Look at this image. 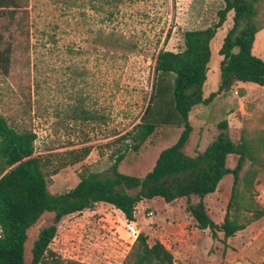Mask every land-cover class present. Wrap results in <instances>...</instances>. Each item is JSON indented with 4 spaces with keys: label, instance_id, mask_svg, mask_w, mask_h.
I'll list each match as a JSON object with an SVG mask.
<instances>
[{
    "label": "rangeland",
    "instance_id": "1",
    "mask_svg": "<svg viewBox=\"0 0 264 264\" xmlns=\"http://www.w3.org/2000/svg\"><path fill=\"white\" fill-rule=\"evenodd\" d=\"M22 1L24 7L15 18L6 14L0 21V45L14 47L10 74L0 70V113L19 131L36 133V155L51 156L55 165L68 151L92 147L83 162L48 177L50 192L75 188L85 168L109 175L112 155L124 147L117 139L141 123L152 99L145 121L157 123V128L119 166L121 173L143 178L183 130L175 123L173 77L155 73L157 56L161 50L182 51L185 32L214 26L223 1ZM257 21L264 26V0L258 6ZM232 22L229 19L212 41L205 98L220 88L217 53ZM254 51L264 59V29L256 37ZM235 85L224 89L210 105L193 110L194 131L186 149L190 155L205 151L216 140L223 121H228L234 140L243 127H263L264 93H257L256 102L245 104L246 98L235 96L234 91L241 95L246 85H256ZM255 103L260 110L253 112ZM78 105L94 120H77L73 110ZM229 165L234 167L235 161L231 159ZM232 184V176H226L218 191L206 198L218 224L224 221ZM256 200L264 207V176L257 185ZM186 207L185 198L172 203L162 198L141 202L135 214L140 233L148 236L150 244L162 242L174 254L175 264H264V217L249 224L241 218L246 225L235 237L225 240L218 233V239H213L209 230L198 228ZM125 218L109 204L67 216L50 248L67 262L123 264L135 243L127 234Z\"/></svg>",
    "mask_w": 264,
    "mask_h": 264
},
{
    "label": "trees",
    "instance_id": "2",
    "mask_svg": "<svg viewBox=\"0 0 264 264\" xmlns=\"http://www.w3.org/2000/svg\"><path fill=\"white\" fill-rule=\"evenodd\" d=\"M222 1L224 7L218 11L214 26L185 32L182 51L161 50L157 56L155 73L173 77L175 123L183 130L175 144L161 151L143 178L123 174L119 166L128 152H138L157 128V123L145 121L152 99L141 123L117 139L124 147L112 155L111 173L103 176L85 168L75 188L59 194L50 192L48 177L83 162L92 147L68 151L55 165L51 156L36 155V133L19 131L0 113V264H81L62 260L50 246L65 217L98 204L112 205L128 220L136 221L137 207L143 201L162 198L172 203L185 198L187 212L198 228L209 230L213 239L223 233L225 240L245 228L241 218L249 224L264 217V207L256 200L257 185L264 176V129L243 127L234 140L228 121H223L218 137L205 151L193 156L186 150L194 131L190 118L195 107L210 105L231 87L232 79L264 86V60L253 53L256 35L264 29L257 21L263 0ZM23 7L22 0H0V21L6 14L15 16ZM228 18L233 22L219 50L220 88L205 98L212 41ZM13 53L12 45H0V70L6 76ZM73 114L83 122L94 120L79 105ZM231 159L234 167L229 165ZM226 176H232L233 184L224 221L218 224L209 213L206 198L217 192ZM123 264H175V256L162 242L150 244L148 236L140 233Z\"/></svg>",
    "mask_w": 264,
    "mask_h": 264
},
{
    "label": "crops",
    "instance_id": "3",
    "mask_svg": "<svg viewBox=\"0 0 264 264\" xmlns=\"http://www.w3.org/2000/svg\"><path fill=\"white\" fill-rule=\"evenodd\" d=\"M202 30H204V29H202ZM262 31V30H261ZM260 31V32H261ZM259 33V32H258ZM258 33H257V35H258ZM257 35H256V37H257ZM255 42H256V39H255ZM254 45H255V43H254ZM253 52H255L254 51V47H253ZM216 53H217V50H216ZM218 55H219V53H217ZM220 56V55H219ZM221 57V56H220ZM222 59V58H221ZM262 59V58H261ZM264 60V59H263ZM212 62V61H211ZM219 69V68H218ZM219 72H220V70H219ZM233 82H235L234 83V85H232L231 87H235L236 85V83H242V82H236L235 81V79H232L231 80V83H233ZM221 84V83H220ZM220 84H219V86H220ZM244 84H251V83H244ZM256 85V84H255ZM257 86H259V85H256V86H253V85H246L245 86V90L242 92V90H241V95H240V93H239V90H235V91H238V95H236L235 94V91H234V95L235 96H238L239 98L242 96L243 98H246V103L245 104H247L248 103V101L249 100H252L253 102H256V98H255V96L257 95V93H260V92H262V93H264V86H259V87H257ZM236 87H238V86H236ZM218 90H219V88H218ZM217 92V91H216ZM221 94V93H220ZM220 94H218V96L220 95ZM217 96V97H218ZM216 97V98H217ZM214 101V100H213ZM256 104V106H255V108L253 109V112H255L256 110L257 111H259L260 110V106H259V104L258 103H255ZM201 106V105H200ZM196 108V107H195ZM194 108V109H195ZM193 109V110H194ZM256 128V127H255ZM259 129H264V124H263V127H261V128H259ZM218 191V190H217Z\"/></svg>",
    "mask_w": 264,
    "mask_h": 264
},
{
    "label": "built area",
    "instance_id": "4",
    "mask_svg": "<svg viewBox=\"0 0 264 264\" xmlns=\"http://www.w3.org/2000/svg\"><path fill=\"white\" fill-rule=\"evenodd\" d=\"M235 94L238 95V91H235ZM120 211V210H119ZM153 214V213H150ZM126 223V231L129 237L132 239V242H135L140 235V229L138 228L136 221H130L127 218H125Z\"/></svg>",
    "mask_w": 264,
    "mask_h": 264
}]
</instances>
